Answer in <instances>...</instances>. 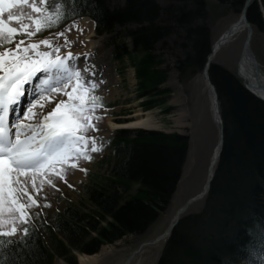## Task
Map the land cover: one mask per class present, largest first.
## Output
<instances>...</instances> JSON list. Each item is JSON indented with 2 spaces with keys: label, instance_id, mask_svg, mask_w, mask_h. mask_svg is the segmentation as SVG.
I'll use <instances>...</instances> for the list:
<instances>
[{
  "label": "trees",
  "instance_id": "obj_1",
  "mask_svg": "<svg viewBox=\"0 0 264 264\" xmlns=\"http://www.w3.org/2000/svg\"><path fill=\"white\" fill-rule=\"evenodd\" d=\"M246 0H217L241 14ZM66 19L38 37L80 17H91L98 34L135 24L125 37H113L115 60H129L136 73L137 97L143 110L166 106L168 69L162 49H180L182 80L203 73L214 44L207 0H54ZM247 15L264 33V0H253ZM171 38V43H170ZM215 85L224 122V145L203 207L186 212L166 240L157 264H264V101L251 93L235 72L213 62ZM110 106V102H102ZM107 144L114 158L109 171L91 172L84 184L86 202L56 212L54 227L41 222L48 244L30 224L28 246L13 245L9 264H54L60 257L78 264V253L99 252L130 234H145L170 206L183 177L191 138L180 132L119 128Z\"/></svg>",
  "mask_w": 264,
  "mask_h": 264
},
{
  "label": "snow or ice",
  "instance_id": "obj_2",
  "mask_svg": "<svg viewBox=\"0 0 264 264\" xmlns=\"http://www.w3.org/2000/svg\"><path fill=\"white\" fill-rule=\"evenodd\" d=\"M46 3L0 0V264H9L13 245L28 246L31 209L40 206L45 185L67 183L69 169L87 172L78 162L101 151L87 135L98 130L94 121L101 117L93 114L104 106L93 94L98 84L85 78L89 69L78 66L72 51L61 54L51 38L32 40L66 19ZM13 256L12 264H21Z\"/></svg>",
  "mask_w": 264,
  "mask_h": 264
},
{
  "label": "rangeland",
  "instance_id": "obj_3",
  "mask_svg": "<svg viewBox=\"0 0 264 264\" xmlns=\"http://www.w3.org/2000/svg\"><path fill=\"white\" fill-rule=\"evenodd\" d=\"M48 1L52 2L54 0ZM108 3L111 7H116L123 5L125 0H108ZM161 3L166 4L167 0H161ZM207 4L210 13L209 23L212 27V37L215 43L223 32L233 22L239 19L240 15L225 10L219 5L217 0H207ZM68 24L65 26L67 27ZM64 27L62 28L64 29ZM134 27L135 24L117 26L112 33L100 35L97 33L95 26V34L93 37L88 36V40L84 41L87 42L91 39V41H94V46L92 49L87 47L86 49L89 48V51H86L85 54L82 53L76 63L81 69H89L86 73V79L98 84V88L93 94L100 96L102 102L111 103L110 106H103V108L96 110L93 115L101 117L99 121H94L98 130H90L87 133V135L96 138L101 151L98 153H90L92 155L90 161L80 160L83 163L82 168L87 169V172L81 171L82 173L78 175L76 172L74 177V175L72 176V169H69L66 176L67 183L58 180L56 181L57 187L55 189L45 185L43 193L38 200L40 206H34L31 209V224L37 227L45 241L50 244L47 231L41 222L43 221L46 225L54 227L53 218L56 212L62 211L71 203H77L80 206L89 204L86 202V194L84 192V184L88 180L89 173L96 172L100 169L107 172L114 163L111 149L106 140L110 139L119 128L107 137V131L104 129L103 124L108 117L119 126H127L128 123L135 120L137 113H151L152 125L155 128L153 130L187 134L191 138V147L184 167L183 177L172 202L150 229L145 234H130L114 244L103 245L100 251L94 255L78 253V264L80 263V257L84 255H97L98 261L94 264H125L144 242L151 241L163 233L169 227L177 209L203 189L208 177V169L214 150L220 140V126L215 122L213 117L212 102L204 74H197L188 80H182L180 78L177 61L184 54L180 49L163 50L162 45H158L161 52H164V58L166 60L162 68L168 69V79L163 86L171 89V96L164 107L148 110L150 112L142 109L140 105L141 100L137 97V79L134 68L127 58L118 61L113 57L112 38L125 37L126 42L131 46L132 42L127 34L128 30ZM86 28L87 30L91 29L90 22L86 23ZM58 30L49 32L44 35L45 37H41L46 38L61 31ZM246 36V29L239 32L234 39L220 49L214 58V62L220 63L230 71L236 73ZM38 39L41 38L38 36L32 38L33 41ZM252 49L258 58L260 68L264 74L263 32L254 30ZM68 90L70 91L71 88ZM30 98L28 96V100ZM59 98L67 99V97L61 96L57 97V100ZM55 102L45 108L44 112L46 113L51 110L55 106ZM103 111H107L106 115ZM202 207L203 201L201 199L194 202L187 212L198 211ZM164 245L165 241H161L157 245L145 246L144 248L146 250L143 254V264H157ZM54 264L68 263L64 259L56 257Z\"/></svg>",
  "mask_w": 264,
  "mask_h": 264
},
{
  "label": "water",
  "instance_id": "obj_4",
  "mask_svg": "<svg viewBox=\"0 0 264 264\" xmlns=\"http://www.w3.org/2000/svg\"><path fill=\"white\" fill-rule=\"evenodd\" d=\"M253 0H246L239 19L233 22L220 36V38L213 44L212 52L208 57L206 67L203 71L208 89L210 99L212 102L213 117L215 122L220 126V140L215 148L214 155L209 166L208 177L201 192L188 199L184 205L179 207L172 219L169 227L161 234L156 236L153 240L144 242L137 251L141 250L145 245H153L160 241H166L173 233L174 228L179 223L181 217L188 211L190 206L201 199H203L209 192L212 180L214 178V169L221 155L224 145V122L220 112V105L218 101V94L210 77V67L214 62V58L220 49L235 38L239 32L246 29L247 36L244 42L242 53L237 64L236 75L242 80L244 86L255 96L264 101V75L260 68L258 58L252 49V39L254 36V28L250 23L247 15L248 7ZM178 66V64H177ZM118 128H128V126H119ZM153 129V128H145ZM135 251V252H137Z\"/></svg>",
  "mask_w": 264,
  "mask_h": 264
},
{
  "label": "bare ground",
  "instance_id": "obj_5",
  "mask_svg": "<svg viewBox=\"0 0 264 264\" xmlns=\"http://www.w3.org/2000/svg\"><path fill=\"white\" fill-rule=\"evenodd\" d=\"M76 20L72 21L73 23L72 22L69 23L70 25L68 24V26L67 27L65 26L64 29L62 28L63 30L60 29L61 31H63L65 33L64 36L57 37L56 36L57 33H55L53 35L46 37V38H51L53 40L54 45H60L61 46V54L62 53L66 54L67 51H72L74 55L79 57L80 55H82V53L85 54L86 51L87 52L89 51L88 50L89 48L92 49L94 46V41H91V39L89 40L90 42L89 41L84 42V41L88 40L87 39L88 36L93 37V35L95 34V23H94V21L88 17H82V18H79ZM87 22L91 23V29H89V30H87V28H86ZM60 30H58V31H60ZM40 38H42V37H40ZM65 39H67V41H69V43L67 45H65ZM87 47H89V48L86 49ZM27 100H28V96H26L25 98L22 99L21 110L23 109V105L27 104L26 103ZM103 112L106 115L107 111H103ZM147 112H150V111H147ZM105 120L106 121L104 122L103 127L107 131L106 136L109 137L119 127V125L114 123L113 120L109 117ZM127 126L132 127V128H154V125H152V115H151V113L143 114V113L139 112L136 114L135 120L131 123H128ZM78 163H79L80 168H82L83 163L81 161ZM71 171H72V176L74 175V177H75L76 172H77V175L82 173L79 168L78 169H72ZM158 243L159 242H157L156 245ZM153 245H155V244H153ZM145 246H150V245H145ZM143 248L141 250L135 252L126 261L125 264H143V254L146 250V248H144V249ZM102 253H104V252H102ZM97 261H98L97 255L96 256L84 255V256L80 257V263L79 264H94Z\"/></svg>",
  "mask_w": 264,
  "mask_h": 264
}]
</instances>
